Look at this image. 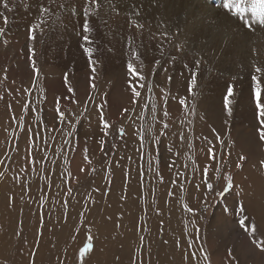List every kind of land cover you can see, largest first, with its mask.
<instances>
[{
  "label": "rangeland",
  "instance_id": "rangeland-1",
  "mask_svg": "<svg viewBox=\"0 0 264 264\" xmlns=\"http://www.w3.org/2000/svg\"><path fill=\"white\" fill-rule=\"evenodd\" d=\"M82 1L84 2V0ZM141 1L146 2L147 0ZM148 1L150 4H140L135 9L146 13L152 11L155 21H151L147 17L145 20V17L132 16V19L140 20L144 24V28L140 32H137L134 26L130 27L129 25V17L134 11V7H122L118 11L112 12H102L103 8H101L97 9L98 15L94 14L89 17L90 26L92 25L91 27L95 30L90 39L102 48L99 56H95L96 46H92L94 49L92 59L97 62L94 65V73L89 67L88 57L80 45L73 48V53L56 54L51 49L57 44L44 40L45 43L43 42L40 51V46H38L40 45L38 42L39 29L35 32L36 40L34 42L28 40V29L32 23L37 22L39 15V9L37 8V10L35 7V0H23L22 3H19V0H7L11 11L3 9L0 5V11H4L8 16L7 25L0 18V27L6 29L3 34H0V161H2L0 173L3 174L0 176V184L5 176L8 177L9 184L16 183L15 179L18 177V184L30 189L31 202H35L42 197H47L49 189L54 186L53 179L57 182L54 174H58L59 186L65 187L68 191L75 189V193L71 191L72 193L70 192L67 196L70 205L73 202L71 198H77V201L80 200L86 204H88V199H92L89 204L95 203L96 199H101V203L104 205L100 203L97 208H91V205L86 207V205L85 210L83 209L85 214L83 211L74 212V215L65 214L66 219L60 218L62 224L58 234H62L64 240L62 241L60 238L57 242H53L56 245L53 254L50 256L48 252L45 253L35 264H63L64 262V264H81L79 252L90 245V250L85 254L82 262V264H86L89 257L87 255L92 250L96 235L90 225L94 224L93 226H95L96 222L104 219L102 212L103 207L106 206V200L115 198L109 194L110 185L121 181L130 183L129 181L133 180L140 185L142 193L153 194L154 197L158 196L160 187L165 186L163 194H167V197L169 188L177 187L175 188L174 203L176 207L180 208V214L184 219L189 217L191 225L186 228L193 230L191 221L194 219L200 229L198 241L193 230L195 247L192 248V253L196 254V259L193 261L197 260L205 264H228V250L231 249L233 264H264V252L257 248V255L252 253L256 249L252 241L255 240L264 245V167L261 166V161H264V142L259 140V134L256 131L259 125L255 119V113H245L244 111L247 103H249L247 108L250 106V110H255L254 101L242 102L243 104L239 105L241 103L240 96L236 94L238 97L234 101L230 97L233 116L229 117L223 107L224 96L211 99L218 110L212 114V120L206 122L208 107L206 108L203 97L200 95L201 85L197 84L194 89L195 95L190 96L187 91V81L191 78L190 68H194V60L197 59L193 55L197 50L204 52L213 48V45L214 48L220 47L215 45V41L220 38L206 30L204 31L208 35L203 40L199 37V30H188V32L187 29H184L179 34H174L171 30L167 31V28L175 22H167L168 19L157 14L159 0H156L155 3L153 0ZM83 4L70 2L65 10L60 12V16L54 23L51 19L48 20L49 24L44 25V29L50 28L53 32L61 31L67 25L68 20L80 21L78 26L82 27ZM161 22L164 25L163 28L160 27ZM50 24H53V27ZM26 25L29 26L26 27ZM105 27L108 28L103 32L102 29ZM112 28L117 29L113 30ZM14 29L17 30L14 31ZM162 31L169 32L171 35L167 38L162 37L159 35ZM192 32L196 34V37L192 36L194 35ZM139 33L149 38L148 40L152 43L149 46L150 48L154 47L153 49L167 46V43L171 41L178 42L177 39L182 42L183 47L178 51L179 56L175 55L177 52L174 51L177 58L175 57L176 59L169 67L167 56L171 53H167V51L163 54H167L166 58L155 54L158 60L165 59L163 63L160 60L159 64L148 62L147 60L153 57L151 55L147 59H143L140 55L141 58L135 60V68L146 78L147 82L152 84L153 88L152 93L147 92V87L145 89L138 88L137 90L142 92L143 98L140 99L138 105H132L125 59L128 57L130 49L134 47L133 43L129 44V38L132 37V40L136 42L137 38L141 39ZM76 35L78 34L76 33ZM105 36L117 37L121 48L116 50L115 46L102 44ZM193 39H196V42ZM176 42L175 44H178ZM29 43H32L35 50L33 59L39 69V77L35 84L33 83L35 73H33L31 61L28 59L30 55L28 52ZM171 46L172 44L169 43L168 49ZM197 46L194 53L185 51ZM45 49H49L50 54ZM244 52L245 49L239 50L238 59L243 58ZM209 60L212 68L209 75L211 73L213 77L212 79L210 75L209 87L212 91L214 90L212 87L218 86L220 83L227 86L228 83L235 85L234 80L230 78V69L233 70L230 58L213 50ZM174 62L177 63L174 65ZM223 62L228 66L226 67ZM107 63L109 64L107 65ZM184 63L190 68H185ZM220 64L223 69V79H220L222 73ZM180 65H183L182 69L185 68L183 69L184 74L178 70L181 69ZM106 67L109 69L107 70ZM213 71L216 72L212 74ZM225 72L227 76L229 75L228 77L224 74ZM65 74L68 78L67 85L65 84ZM169 77H171L170 81ZM214 78H217L219 83L217 79L214 82ZM68 85L72 87V93L68 92ZM238 86L241 88V81ZM161 88H164L169 94L166 105L161 99L163 95L160 91ZM210 94L214 95L215 93ZM149 95L152 96L157 106L155 120H153L151 112L152 101L148 100ZM181 97L186 99L189 108L194 107V114L185 115V108L179 103ZM146 102L148 107L143 108L142 105ZM252 103L254 106L251 105ZM25 104L28 105L27 108H25ZM101 106L103 107L101 108ZM239 106L245 107L242 108L244 114L238 116L236 108L238 111ZM58 107L66 117L63 121L59 119ZM165 107L168 111L167 117L164 116ZM125 108L129 109L127 113L123 111ZM101 111L105 121L110 125L108 135L101 131L102 125L99 123ZM141 113H143V117H141ZM163 123H167L169 127L164 129ZM211 127L215 129V132ZM243 128H245L244 132ZM141 129H150L145 136L143 150L140 149L141 142L137 135ZM161 131L165 134L161 135ZM181 134H183V140ZM217 134L224 139L223 147L216 140ZM154 137H159L158 144ZM208 141L212 143L209 144ZM208 147H214L215 161L207 158ZM170 148L171 151H169ZM85 149L91 155V158L86 162V173L71 184L72 175H69V173L71 174L68 167L69 162L72 156L80 157ZM134 153H136V166L130 161ZM153 153L155 154L154 160ZM241 155L245 156V160L240 162L241 167L237 168L236 163ZM157 164H159V168H157ZM205 166L209 167L208 179L213 184L211 193L203 184V168ZM217 167L220 168L219 173L216 172ZM160 168L164 172L162 177H158L156 174ZM130 174H132L130 179L134 178L133 180L125 177ZM225 174H231L233 177V187L226 192L223 191L226 184ZM74 185L75 187H73ZM197 185H200L199 189ZM218 192H223V194L217 195ZM73 194H77V197H73ZM140 204L143 219L142 237L151 235L150 238L154 240L155 246H159L165 239L162 234L164 223L160 221L159 208L167 205H161L145 194H140ZM185 204L197 210L194 217L185 211ZM34 211L35 209L32 210L29 203L20 219V228L18 229L20 231L16 233L15 237L17 240L14 239L12 246H2L0 264H9V262H1V257L20 264V256L22 254L23 257L24 249L28 248V246H24L28 237L26 226L31 223L33 215L36 214ZM76 215L79 217L77 218ZM69 216L71 217L69 218ZM244 216L248 218L246 223L249 226L255 223L257 230L254 233H245L239 227L238 221ZM62 220L67 223L64 224ZM54 229L57 230L56 226ZM37 234L39 237L40 230L37 231ZM114 238V234H111L110 241ZM145 247L147 248V246ZM200 248L205 249L209 256L208 261L203 260ZM58 253L61 255L60 259L57 258ZM57 261L58 263H56Z\"/></svg>",
  "mask_w": 264,
  "mask_h": 264
},
{
  "label": "bare ground",
  "instance_id": "bare-ground-1",
  "mask_svg": "<svg viewBox=\"0 0 264 264\" xmlns=\"http://www.w3.org/2000/svg\"><path fill=\"white\" fill-rule=\"evenodd\" d=\"M22 1L23 0H19V3H22ZM46 2L47 0H44V3ZM70 2H79L81 4L84 3L82 0H63V3L66 6ZM39 3H40V0H35L36 9L38 8ZM99 3L101 4V7L99 9L103 8L102 12H109V11L112 12L113 6H115L118 11L122 7H133V6L139 7L140 4H150L148 0L146 2L141 1V0H111V3L109 2V0H99ZM65 8L61 9L60 12L64 11ZM158 9H159V12L157 14H161L162 17L168 19L167 22H175L171 26H169L168 24L169 27L167 28V31L171 30L174 34H179L184 29H187V31L188 30L189 31L199 30V33H200L199 37H201L203 40L208 35V33L206 35V32L204 31L206 30L209 33L212 32L213 34L217 35L220 38L219 40L215 41L216 43L215 45L220 46V47L214 48V45H213V48L209 50H205L204 52H200L199 50H197V52L193 55L195 58L201 59V65H200V69L198 71L197 77H198V84L201 85L200 95H202L203 97L204 105L206 104V108L208 107L207 111L210 112V113L208 112L206 113V122H209L210 120H212V114L217 112L218 110L217 107L213 104V100L216 98H221L222 96H224L225 92L227 91V85L222 84V83H220V85L217 84L218 86H214L215 85L214 84L213 85L214 87H212L214 89L213 91L209 87V82L212 77L211 73H210L211 77L209 75V71L210 70L212 71L211 62L209 58H210V53H212L213 50L231 59L233 70L231 71L230 69V75H231L230 78L233 79L234 76L237 77V79L234 80L235 85H233L234 94L231 97L233 101L238 96H240L239 100H241V103H239V105L240 104L242 105L243 104L242 102L253 101L251 98V94H250V73L252 71L253 62H255L256 64L260 66H264V42H263L264 30H260L259 28H257L255 31L250 32L246 29H243L242 27L238 26V24L235 21L225 20L223 11L221 8H215L210 3L204 0H159ZM140 16L145 17V20L147 17V18H150L151 21H155L152 11L148 13L142 11ZM160 21H163V20H160ZM24 22H28V21H24ZM75 22H78V23H75ZM75 22L73 20H68L67 25L64 27L65 31H63L64 29L63 30L61 29V31L53 32L51 31L52 29L50 28H49L50 30L44 29L43 33H41L40 31V35L38 34L39 35L38 42L40 44L38 46H40L39 47L40 51L42 50V47H43L42 45H43L44 40H46L45 42L50 41L52 44H57L55 46H52L53 50L51 49V51H53V53H56V54H63L66 52L73 53V48L83 43L82 36L76 35V33L82 32V27L78 26L80 21H75ZM138 22L141 23L140 20ZM27 26L29 25H26V27ZM50 26L53 27V24H50ZM107 28L108 27L103 28L102 31L103 32L106 31L105 29ZM112 29L116 30L117 28H112ZM16 30L14 29V31ZM94 32L95 30H93L92 28V32L89 33V37H92V34ZM139 34L141 36V39H139L140 37L137 38L136 42L133 43L134 47L132 48H135V50L137 51L139 59L141 58L140 55L142 56L143 59L149 58L150 55L153 56V57H150L151 58L150 60H147L150 63H155L158 60L156 58L157 55L159 56L161 55L162 58L163 57L166 58L167 54L166 55H163V54L165 53V51H167V53L168 52L171 53V54H168L167 56V59L169 60L167 61L168 67L171 66L174 61L172 60L173 57L177 58V56L175 55L179 54L176 46L177 45L183 46L182 42H179V39H177L178 42H176V40L171 41L167 43V46L164 45V47L160 49L159 48L153 49L154 47L150 48L149 46V44H152L148 40L149 38L143 36L142 33H139ZM192 34L194 33L192 32ZM195 35L196 34L192 36L196 37ZM193 40H195L196 42V39H193ZM93 42L95 41L93 40ZM175 42L178 44H175ZM61 43L63 44L59 45ZM169 43H171L172 46L168 49ZM102 44L115 46L116 50L121 48L120 41L117 39V37L114 38L111 36H105ZM86 46L88 47L96 46L95 56H99V54L102 52V48L99 47L97 43H92L91 45H86ZM197 48L198 46L191 47V48L186 49L185 51L194 53V49H197ZM241 49H245L244 56L242 59H238V52ZM253 49L256 50V53H257L256 55H253ZM45 51L50 54L49 49H45ZM174 51H176L177 54L174 55ZM130 59H131V50L129 52L128 57L125 59L126 64L129 62ZM160 61H162L163 63L165 59H161ZM132 62L135 63V60H133ZM175 63L177 62H174V65ZM108 64L109 63H107V65ZM223 64L225 65L224 62ZM190 65H191V62H190ZM182 66H181V69H178V70H181V73H183L184 72L183 69H185L184 67L182 69ZM177 68H180V67H177ZM220 68H221V64H220ZM106 69L108 70L109 68L106 67ZM216 71L218 70L216 69ZM216 71H213L212 74ZM224 74L226 75L227 73L225 72ZM220 76H221L220 79L221 78L223 79V69H222V73L220 74ZM228 76L226 75V77ZM216 79L217 78H214V82ZM240 81H241V88H239L238 86L240 85ZM218 83H219V80H218ZM240 89L241 91H239ZM210 93H213V94L215 93V94L212 95ZM248 104L249 103H247V105ZM247 105H246V108H247ZM251 105H253V103ZM243 107L245 106L240 107V109L238 108V111L236 108V113L238 112V116L243 115L244 111L245 113L246 112L255 113L254 109L250 110L251 109L249 108L250 106L247 109L245 108L244 111L242 110ZM211 128L213 129V127ZM244 129L245 128H243V132H244ZM232 130L234 131V129ZM85 155L88 156V160L91 158V155L88 154L87 152L86 153L83 152L82 155L78 158L75 156L71 157V161L69 162V166H68L69 171L71 172V175H72L71 182H70L71 184H73L76 179H79L83 174L86 173V169H87L86 162L88 160L86 161L84 159ZM152 157L154 160L155 159L154 153L152 154ZM135 160H136V153L133 154V157L131 158L130 161L131 163L135 165ZM81 168H84L85 171L81 172L80 171ZM157 168H159V164H157ZM156 174L158 175V177H162L164 175L162 168H160V170ZM146 175L149 176L148 173H146ZM131 176L132 174H130V176L125 175L126 178L129 177L127 179L133 180L134 178L130 179ZM54 177L57 182H55L53 179L52 182L54 186H52L49 189V192L47 193V197L40 198L38 201H35L36 203L31 202L32 194L29 191L30 189L21 187L18 184L19 182L18 177L15 179L16 183L14 184L8 183L7 176H5L2 179L1 184H0V193H1V196H0V256L2 254V248H3L2 246H12L13 245L14 239L16 237V233L20 231L18 230L20 228V219L22 218V215L26 211L29 203L31 204V209L32 210L35 209L34 213L36 214L33 215L31 223L26 226L28 228V231H27L28 237L26 238V243H24L25 244L24 246H28V248L24 249L25 250L24 251L25 253L23 254L24 256L22 257V254L20 256V264H31V263L35 264L38 261V259H41V257L45 253L48 252L50 256L53 254L54 246H56L53 244V242H57L58 239L60 238L62 241L64 240L63 235L58 234V231L60 230V225L62 224L60 218L63 217L64 219H66L64 217L65 214L74 215V212L76 213L82 212L86 205H87L86 207H89L88 205H91L90 206L91 208H97L98 205L101 203V199L99 200L96 199L97 201L95 203L92 202V204H89L91 203L92 199L91 200L88 199V202H87L88 204H86L84 202H81L80 200L77 201V198L76 199L71 198L73 201L72 202L73 206L70 205V202H69L70 200L67 199V196L70 194L69 191L65 187L59 186L58 174H54ZM129 182L130 183H127V182L125 183L124 181H121L119 183H114L110 185L109 194L112 196H115V198L109 197L110 199L106 200V206L103 207V212H102V217H104V219L102 218L103 219L102 221L99 220L98 222H96L95 226H93L94 224L90 225L93 228V231L96 232L94 233L96 235H95V243L92 247V250L87 255V257L88 256L89 257H88V260L86 261V264H205L204 262H198L197 260L193 261L192 248L195 247L194 242H193V238H194L193 230H191V228H188V229L186 228V226L188 227L189 225H191L189 223V217H185L186 219L185 220L183 216L180 214L181 213L180 208L176 207L174 203L175 202L174 201L175 188L177 187H173L172 189L169 188L168 197H167V194H163V191H164L163 188L165 186H163V188L160 187L158 190V196L154 197L153 194L147 195L146 193H142L140 185L134 182V180L129 181ZM77 186H78V183H77ZM73 187H75V185ZM74 190L75 189L71 191L75 193ZM140 194H145L150 199H155L161 205H167L166 207L162 206L161 208H159L160 221L164 223V226L162 227L163 228L162 234L165 237V239L161 241L159 246H155L156 244L154 240L150 238L151 237L150 234H149L150 237L149 236L145 238L142 237L143 219H142L141 204H140ZM76 195L73 194V197H75ZM71 206L74 208H72ZM148 209H150V207H148ZM83 213L85 214L84 211ZM76 216L77 218L79 217L78 215ZM70 217L71 216H69V218ZM156 219L158 220V217ZM71 222H74V221H71ZM54 226H56L57 230L54 229ZM75 227L77 228V226ZM39 230H40V236L38 237L37 231ZM111 234H114L115 238L110 241ZM190 241L193 244L192 248L188 247V244ZM145 246H147V248ZM257 252H258V249L256 248L254 249L252 253L254 255H257ZM30 255H33V256H30ZM57 258L60 259L61 255H59ZM227 258H228V264H233L232 257L228 256ZM1 262H4V263L9 262V264H15L14 262L10 261L6 257H1ZM56 263H58V261Z\"/></svg>",
  "mask_w": 264,
  "mask_h": 264
},
{
  "label": "snow or ice",
  "instance_id": "snow-or-ice-1",
  "mask_svg": "<svg viewBox=\"0 0 264 264\" xmlns=\"http://www.w3.org/2000/svg\"><path fill=\"white\" fill-rule=\"evenodd\" d=\"M109 2L111 3V0H109ZM153 2L155 3L156 0H153ZM0 5H2V8L5 10H8V11L12 10L7 0H0ZM65 7L66 5L63 3V0H47L46 4L44 3V0H40V3L38 5L39 15L37 17V22L33 23L31 27L28 29V40L30 42H34L36 40V35H35L36 30L39 29L41 33H43L44 31L43 26L47 25L48 20L51 19L53 22H55L56 19L60 16V10L64 9ZM100 7H101V4L99 3V0H84V4L82 5V15L84 17L83 24H82V32L77 33L78 35L82 36V40L84 43H81L80 47L83 49L84 54L88 57V65L92 69L93 73L95 72L94 65L97 63L94 59H92L94 49L86 45H91L93 43L89 37V33L92 32L89 17L94 14L98 15L97 9H99ZM133 7H134V11L129 17V25L130 27L134 26L137 29V32H140L144 28V24L139 23L135 19H132V16L139 17L141 15V11L139 9H135V6ZM112 10L117 11L115 6H113ZM222 11H223L225 20L235 21L238 24V26L242 27L243 29H246L250 32L255 31L257 28H259L260 30H264V0H223ZM0 18H2L3 23L7 25L8 16L5 14L4 11H0ZM160 27L161 28L164 27L162 22L160 24ZM5 31H6L5 28L0 27V34H3ZM159 35L167 38L171 34L169 32L162 31L159 33ZM132 43H134V41L130 37L129 44L131 45ZM158 47H160V45H158ZM176 47H177V50L180 51L182 50L183 46L177 45ZM130 50H131V59L127 63V73L129 77V80H128L129 87L131 88V97H132L131 104L138 105L140 99H142L143 97H142V92L137 89L138 88L145 89V87H147V92L152 93L153 86L150 82H147L146 78L143 75H141L135 68V65L132 61L138 60L139 56L135 48H131ZM28 52L30 53V55L28 56V59L31 61L32 71L33 73H35V76L33 77V83L35 84L36 79L39 77V69L36 66V61L33 59L35 55V50L33 48L32 43H29ZM256 54H257L256 50L253 49V55H256ZM175 59L176 58L173 57V60ZM155 63L159 64L160 61L157 60ZM194 65H195L194 68L190 69L191 78L187 81V91L190 96L195 95L194 89L197 87V84H198L197 76H198V71L201 65V59H198V58L195 59ZM184 67L188 68L189 66L185 64ZM168 79L170 81L171 77H169ZM235 79H237V77L234 76L233 80ZM65 84L66 85L68 84L67 74H65ZM233 88L234 86L232 84H228L227 93L223 97L224 111L229 117L232 115V109L230 107L232 100L230 99V97H232L234 94ZM67 90L69 93L73 92V89L70 85H68ZM160 91L163 94L161 99L164 101L166 105L169 94L164 88H161ZM250 94L255 104V119L257 120L258 125H259L256 131L259 134V140L261 142H264V66H260L256 64L255 62L252 63V71L250 73ZM148 100L152 101L151 112L153 114V120H155L156 112H157L156 102L152 99L151 95L148 96ZM179 103L180 105L184 106L185 115L194 114V107L189 108L185 98L181 97L179 99ZM24 106L25 108L28 107L27 104H25ZM102 107L103 106H101V108ZM142 107L147 108L148 103L146 102L145 104L142 105ZM123 111L124 113H127L129 109L125 108ZM57 112L59 113V119L61 121L66 119L64 113L60 111L59 107L57 108ZM164 116L165 117L168 116V111L166 107L164 109ZM141 117H143V113H141ZM37 119H39V117H37ZM99 123L102 125L101 131H103L105 135H108V129L110 125L105 121L102 111L100 112ZM225 123H227V121H225ZM168 127L169 125L167 123H163L164 129H167ZM149 131L150 129H141L137 133V135L139 136L140 142H141L140 143L141 150H143L144 139ZM213 132H215V129H213ZM164 134L165 133L161 131V135H164ZM69 135H71V133H69ZM181 139L182 140L184 139L183 134H181ZM154 140L157 144L159 143V137H154ZM216 140L221 145V147L224 146V139L221 138L219 134L216 135ZM208 143L211 144L212 142L208 141ZM101 144H103V141H101ZM189 147H191L190 144H189ZM169 151H171V148L169 149ZM86 152H87V149H85V153ZM206 156L209 160H212V161L216 160V154L214 151V147L207 148ZM84 159L87 161L88 156L85 155ZM221 159H223V157H221ZM244 160H245V156L241 155L239 157L238 162L236 163V167L240 168L241 167L240 162ZM0 163H2V161H0ZM261 166L264 167V161H261ZM80 171L84 172L85 169L81 168ZM216 172L218 173L220 172L219 167L216 168ZM2 175L3 174L0 173V176ZM69 175L71 174L69 173ZM208 176H209V167L205 166L203 168V184L206 186L207 191L211 193L213 191V184L209 182ZM224 180L226 181V184L223 188V191L226 192L233 187V177L231 174H225ZM173 183H175V181H173ZM199 187L200 185H197L198 189ZM70 192H71V189H69V193ZM222 194L223 192L217 193V195H222ZM184 209L186 212L190 213L193 217L197 214V210L189 207L187 204L184 205ZM241 211H243L242 208H241ZM247 219L248 218L246 216L239 219L238 221L239 227L243 229L245 233H249V234L254 233L257 230L256 225L255 223H252L251 226H249L246 223ZM191 223H192L193 230L196 233V239L198 241L200 229L197 226V223L194 219L191 221ZM252 242L255 244L256 248H258L261 252H264V245H262L261 243H257L255 240ZM188 247L189 248L193 247V244L191 241L189 242ZM89 250H90V245L80 250L79 257L81 260V264L83 262V258L85 254ZM199 251H200V255L203 257V260L208 261L209 256L207 255L205 249L200 248ZM232 255H233L232 250L229 249L228 256L232 257ZM192 258L196 259L195 253H192Z\"/></svg>",
  "mask_w": 264,
  "mask_h": 264
}]
</instances>
